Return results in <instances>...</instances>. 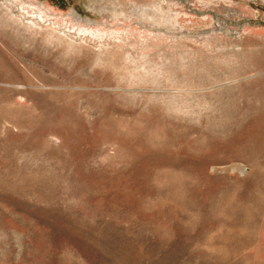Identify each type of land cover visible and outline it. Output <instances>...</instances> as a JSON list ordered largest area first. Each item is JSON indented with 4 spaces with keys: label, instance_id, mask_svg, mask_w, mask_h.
I'll return each mask as SVG.
<instances>
[{
    "label": "rangeland",
    "instance_id": "obj_1",
    "mask_svg": "<svg viewBox=\"0 0 264 264\" xmlns=\"http://www.w3.org/2000/svg\"><path fill=\"white\" fill-rule=\"evenodd\" d=\"M0 264H264V0H0Z\"/></svg>",
    "mask_w": 264,
    "mask_h": 264
}]
</instances>
